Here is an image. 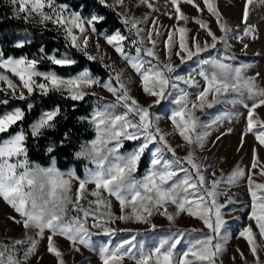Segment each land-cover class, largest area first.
Masks as SVG:
<instances>
[{
	"label": "snow or ice",
	"instance_id": "snow-or-ice-1",
	"mask_svg": "<svg viewBox=\"0 0 264 264\" xmlns=\"http://www.w3.org/2000/svg\"><path fill=\"white\" fill-rule=\"evenodd\" d=\"M182 2L191 5L197 12L206 9L215 18L221 35L217 36L209 24L200 18L193 20L199 26L196 35H190L186 26H174L165 33L162 31L164 26L158 24L155 18L150 20L151 27L144 28L141 25L149 22V16L135 17L129 9H125L116 15L127 32L130 35L134 33L131 45L135 55H130L124 47L129 36L124 35L121 29L109 33L97 27L106 22L103 15L91 13L85 17L78 11H69L67 4L57 5L55 0H9L13 18L30 23L34 17H38V23L45 28L49 23L56 26L58 31L63 32L67 46L82 53L87 61L101 63L109 70L110 78L101 81L94 76L90 67L80 68L72 75H60L54 68L40 71L38 65L45 60L59 68L77 65V60L67 53L57 56L54 50L53 54H47L43 46L39 48L41 55L38 58H30L28 54L5 56L0 50V69L10 72L19 80V84H16L8 75L0 73V82L6 85L0 91L10 94L12 99L28 101L37 92L42 97L56 94L60 99L72 102L70 107L73 112L88 96H94L98 101L89 116L78 117L91 124L96 132L94 140L81 145L80 150L74 153L76 159L84 158L94 166L87 168L84 178H80L72 168L62 171L56 166L55 154L66 146L65 141L70 144L69 132H64L58 143L49 140L45 146V152L52 160L50 166L42 167L28 161V136L47 138V132L57 128L62 116L64 120L68 119L67 113L56 101H53L54 107L40 111L28 125V132L20 127L14 134L0 140V199L18 214L19 218L10 216L9 219L23 229L22 238L9 243L0 242V264H30L34 256L39 264L38 244L45 238L47 253L56 259L57 264H66L56 237L69 241L75 252H79L81 246L95 251L93 235L113 237L118 232L133 231L130 228L112 227L117 222L149 224L147 231H156L157 225L152 223V217H164L170 225H174L177 218L185 214L199 220L203 227L170 228L151 247L144 240H138V232L115 246L111 245V241L102 243L99 249L101 264H124L125 259L134 261V264H218L228 237L226 213L228 206L235 203L233 196L228 195L221 185H237L245 177V171L237 166L227 177L221 173L219 178H206L211 166L199 163L194 150L197 146L204 147L209 132L201 130V121L195 112L203 111L205 107L212 108L230 98L232 103L247 109L244 134L252 133L264 146V121H260L255 114L257 108L264 106V88L257 84L260 73L246 76L244 73L250 65H233L230 61L236 57L228 52L230 39L242 43L246 36L255 38L253 26L247 24L250 6L264 3V0H245L242 23L246 26L242 30L243 35L239 31L233 32L224 20L217 0H202L204 9L196 0H166L165 6L171 4L177 22L183 21L186 25L189 21L180 8ZM98 3L115 11L117 6L124 5V0H112V3L98 0ZM140 5L158 11L154 0H138L134 7ZM45 8L50 11H44ZM164 14L173 18L167 12ZM199 30L205 32L210 42L199 39ZM93 37L96 38V55L89 51ZM99 38H103L139 77V86L149 98L148 103L142 105L131 95L123 70L117 71L114 65L104 63L107 57L100 54ZM161 42L163 59L156 50ZM31 43V39H18L13 47L23 49ZM218 44L225 45L224 51L212 55V50L217 49ZM247 47V44H243L244 49ZM203 53L209 55L202 57ZM173 56L179 58V65L173 63ZM194 58L199 68L195 75L202 78L203 86L193 73L184 76L178 71L180 65ZM181 83L196 91L190 94L180 87ZM97 87L109 92L115 102L98 96L93 90ZM190 95L195 98L191 99ZM245 99L252 101L251 105ZM165 101L175 105L167 116L173 132L189 146V151L182 158L177 156L176 148L167 139L171 133L161 130L158 124L160 117L152 112L154 107ZM9 102L5 98L0 100V105H8ZM34 108L35 105L28 102L26 110L15 107L0 114V135L8 133L13 126L22 125L27 113ZM119 108L124 111L117 112ZM218 120L219 117L212 123L216 124ZM257 126L259 130H255ZM221 136H217V140ZM124 141L138 143L131 152L121 154ZM150 145L154 148L150 149ZM146 151L152 154L150 167L142 178L136 179L134 174ZM165 153H170L172 158H166ZM258 164L256 150L253 149L252 168H257ZM211 175L215 177L216 173L212 171ZM260 175L264 176V167L260 168ZM246 178L251 197L248 219L254 221L259 237L264 239V183L254 182L251 174ZM74 181L78 187L73 192ZM90 184L94 185L91 190L88 188ZM221 197L225 199L221 201ZM113 198L118 202L119 214L112 210ZM83 201H87V207ZM45 232L48 233L47 237ZM256 235L251 224L243 227L238 234L247 242L255 264H260L261 245L257 243ZM182 243L185 246L178 251ZM237 253L241 260L246 261L239 248Z\"/></svg>",
	"mask_w": 264,
	"mask_h": 264
},
{
	"label": "rangeland",
	"instance_id": "rangeland-1",
	"mask_svg": "<svg viewBox=\"0 0 264 264\" xmlns=\"http://www.w3.org/2000/svg\"><path fill=\"white\" fill-rule=\"evenodd\" d=\"M5 2L11 9L13 15L12 6L9 3V0H5ZM108 2L112 3V0H108ZM217 2L219 11L221 12L224 20L227 21L228 25L232 28L233 32L239 31L241 35H243L242 30L246 26L244 23H242L243 6L245 0H217ZM137 3L138 0H124V5L122 7L117 6L115 12H123L125 11V9H129L130 14L135 17H143L145 14H147L150 18L149 22L147 24L141 25V27H151L150 20L155 18L157 19L158 24L164 26L162 31H164L165 33L168 29H171L174 26H186L190 30V35L197 34L199 26L194 23L193 20L194 18H200L205 20L209 24L211 30L217 36L221 35L215 18L212 17L206 9H204L202 0H196V3L199 4L202 9H204L203 12H197L194 7L187 3L182 2L180 4V8L183 13L189 17V21L186 25L183 21L177 22L175 20L174 9L172 8L170 3L167 4V7L165 6L166 0H154L155 7L158 9V11H151L144 5L134 7V5H136ZM56 4L59 5L61 3L58 4L56 2ZM72 10L74 9L69 7V11ZM44 11L49 12L50 9L45 8ZM75 11L80 12L85 17L89 16L82 13L81 10ZM165 12L171 14L173 18L170 19L168 15L164 14ZM38 19V17H34V19L28 24H33V26L40 29H48L54 32H58L59 35L64 38L63 32L58 31L56 26L49 23L47 24V28H45V26L38 23ZM247 24L253 26V35L255 38H253L252 36H246L244 37L242 43L238 42L235 39H230L228 41V44L231 45V47L228 49V52L230 55H234L236 57L234 61L230 62L235 66H239L242 64L250 65V67L247 68L244 74L246 76H253L257 72L260 73L257 84L260 88H264V3H257L250 6V15ZM164 38H166V36L162 37L161 40H163ZM199 39L201 41L209 40L210 42V38L206 36L203 30H199ZM95 42L96 38L93 37L92 44L89 48V51L94 55L97 54L95 49ZM65 43L66 47L74 52L76 56L80 57L82 60L87 61L82 53L76 51L75 49H72L70 46H67L68 42L65 41ZM99 43L101 45L100 54H106L107 57L104 63L114 65L117 71L123 70L126 78L125 82L129 84L131 95L135 97L142 105L148 103L149 98L143 93L142 89L140 88L139 77L135 74V72L125 63L123 59H121V57L114 51L113 48L106 44L103 38H99ZM243 44L248 45L247 49L243 48ZM124 47L125 51L130 55H135V49L131 45V39L125 42ZM224 48V44H218L217 49L212 50L211 54L219 55L224 51ZM156 50L163 59L162 42L157 46ZM53 52L51 54H53ZM65 53L67 52L55 50V54L57 56ZM67 54L72 56L69 53ZM208 55L209 53L201 54L202 57H207ZM78 57L75 58L77 60V65L70 68V70L81 68L82 61ZM90 63H93L95 67L94 71L91 70L94 76L98 77L101 81H106L110 78L109 70L103 67L101 63H99L98 61ZM173 63L179 65V58L173 56ZM40 65H38V67ZM84 67L91 66L85 65ZM178 71L181 75L184 76H187L188 73H193L195 79L200 83L201 86H203L204 82L202 78H200L198 75H195V73L199 71L196 58L188 61L184 65H180ZM0 73L8 75L9 78L14 81V83L19 84L18 78L12 76L10 72H5L3 69H0ZM66 73H68V75L73 74L69 70H67ZM180 87L185 88L187 91H189L190 94L196 91V89L188 88L187 85H184L182 83ZM0 88H6V85H4L3 82H0ZM93 90L98 94V96L104 97L106 101L115 102V98L104 89L97 87ZM8 95L10 96V94ZM190 98L194 99L195 97L194 95H190ZM245 102L249 105H251L252 103V101H249L247 99H245ZM97 103L98 101L95 97L94 107L97 105ZM173 107H175V105L165 101L163 105H161L158 109L153 108L152 112L154 115H158L160 117L158 124L161 130L166 133H171L167 137V139L169 143L174 148H176L177 156L182 158L189 151V146L182 140V138L178 134L173 132L172 125L167 119V116L170 114ZM123 111V108L117 109V112ZM255 114L260 121H264V106L257 108L255 110ZM195 115L201 121V130H207L209 132V135L204 141V147L200 148L199 146H197L194 150L195 158L199 163L203 164L206 167L209 165L211 166V171L207 173L206 178L209 180L219 178L221 176V173H223L224 177H227V175L231 173V171L237 166H239L241 169H244L245 171V177L241 178L240 182L237 185H221V187L225 189L228 195L233 196L235 203L228 206V210L226 213L225 218L228 221V237L224 247V251L220 256L218 264H221V262L222 264H255V258L251 255L247 242L243 238H239L238 236L242 228L250 224L253 227L254 233H257V243L261 245V250L259 251L260 264H264V239H261L259 237L258 230L255 227L254 221H250L248 219V215L251 212V197L248 192V183L246 178L251 174L254 182L264 183V176L260 175V168L264 167V146H261L258 143L252 133L244 134L247 123V109H245L240 104L232 103L231 99L229 98L223 103L214 105L212 108L205 107L203 111L197 110L195 112ZM218 117V122L216 124H213L212 121L217 120ZM209 125L210 127H208ZM229 129H231L230 132ZM255 130H259L258 126ZM221 133H224V135L221 136ZM242 135L243 146H241ZM217 136H221V138L217 140ZM95 137L96 132L92 140H94ZM137 143L138 142L136 141H124L123 147L120 149L121 154L131 152L136 147ZM177 145L183 146L176 147ZM149 147L150 149L154 148L153 145H150ZM253 149L256 150V155L259 161L258 167L255 169L252 168ZM165 156L168 159L172 158L170 153H165ZM20 159L22 160L23 157H20ZM80 159L85 163L84 169H82L83 175L80 177L84 178L87 168H91L94 166L88 160L84 158ZM151 159V151H146L138 164L137 172L134 174L136 179H140L146 174L147 170L150 167ZM142 161L143 164L145 163L146 165L145 167H143L142 172H140L139 168ZM13 162H15V158L13 159ZM51 163L52 161L46 166H40L47 167L50 166ZM70 168L76 171L75 167ZM212 171L216 173L215 177L211 175ZM180 175L183 176V173H181ZM76 187H78V184L74 181L73 192ZM88 188L89 190H91L94 188V185L90 184L88 185ZM89 199L94 198L89 197ZM220 199L221 201H223L225 197H221ZM83 204L85 207H87V201H83ZM112 205L113 212L119 214V205L114 198L112 199ZM10 216L19 218L18 214L15 213L10 206L7 205L2 199H0V242L9 243L11 240L22 238L23 236L22 227L17 225L13 220L9 219ZM151 219L152 223H155L157 225L156 231H147V229L150 228L149 224L117 222L116 224H113L112 227L130 228L133 231L118 232L117 235L113 237L104 236L103 234L93 235L92 239L94 241L95 251L81 246L80 251L75 252L72 250L70 242L66 239L62 237H56L55 240L59 244V247L63 253V259L66 261V264H101L99 249L102 243H108L109 241H111V245L115 246L121 240L129 238L131 235H134L138 232L140 233V235L138 236V240H144L146 244L151 247L154 246L158 238L161 235L166 234L170 228L172 230H175L176 228L191 229L203 227L202 223L199 220L190 218L186 214L181 215V217L177 218L174 225H170L169 222L161 216H154ZM90 223L91 221H89V224ZM92 231L96 232V230L94 229ZM205 231L207 230L205 229ZM47 235L48 233L45 232V237H47ZM46 244V238L41 240L38 244V255L39 257H41V259H39V264H57L56 259L51 254L47 253ZM184 246V243L179 245L178 251L182 250ZM237 248H239L244 253L246 261L241 260L239 253H237ZM233 257H235L234 260ZM30 264H38L36 256L32 257ZM124 264H134V261L125 259Z\"/></svg>",
	"mask_w": 264,
	"mask_h": 264
},
{
	"label": "trees",
	"instance_id": "trees-1",
	"mask_svg": "<svg viewBox=\"0 0 264 264\" xmlns=\"http://www.w3.org/2000/svg\"><path fill=\"white\" fill-rule=\"evenodd\" d=\"M58 4H67L74 10H81L82 13L90 15L96 13L106 17V22L102 25H97L101 31L113 32L115 29H121L122 33L129 36V39H134V33L129 34L124 26L121 24L115 11L105 8L98 3V0H55ZM18 39H31L32 43L26 45L23 49H16L13 44ZM43 46L47 54H51L54 50L64 51L72 55L73 58H77L74 52L66 47L64 38L59 35L58 32H54L48 29H40L33 24L25 23L22 19L13 18L11 9L7 6L5 0H0V50H3L5 56L19 57L24 54H28L29 57L36 56L37 58L41 55L39 48ZM81 68L85 65H90L92 71L95 70L94 64L88 61L82 60ZM55 69L60 75H68L67 70L71 73H75L78 69L70 70V68H59L45 60L38 67L39 70L45 71L49 69ZM9 99L8 105H0V114L9 111L15 107H21L26 110V104L31 102L35 105V108L27 113L26 119L23 124L13 126L8 133L0 135V140H3L14 134L20 127H23L26 132L29 131L28 125L35 119L42 109H49L54 107L53 101L60 104L62 109L67 113L68 119L64 120L63 116L57 122V128L47 132V138L35 139L30 135L26 141L27 147V158L30 163L46 166L52 160L51 157L45 152V146L49 143V140H56L63 138L64 132L70 133V144L65 141L66 146L56 152V166L65 171L70 167H75L76 173L79 177L83 175L85 163L81 159H76L74 153L80 150L81 145H84L91 141L95 132L93 126L87 121H81L78 119L80 116H89L94 108V96L86 97L85 101L78 104L75 112L71 109V101L62 100L56 94H52L49 97H42L38 92L29 98L28 101H19L12 99L6 93L0 91V100ZM164 103V102H163ZM162 103V105H163ZM161 105L154 108L158 109ZM143 161L140 164L139 171L142 172L145 167ZM145 169V168H144Z\"/></svg>",
	"mask_w": 264,
	"mask_h": 264
}]
</instances>
